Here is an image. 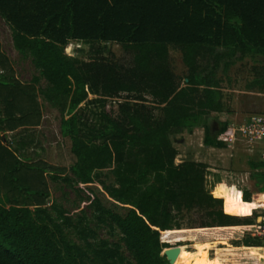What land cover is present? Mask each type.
I'll return each mask as SVG.
<instances>
[{"label": "trees", "instance_id": "1", "mask_svg": "<svg viewBox=\"0 0 264 264\" xmlns=\"http://www.w3.org/2000/svg\"><path fill=\"white\" fill-rule=\"evenodd\" d=\"M0 16L39 71L24 84L0 52V264H170L163 251L175 246L173 264H207L212 237L237 234L247 247L263 246L239 228L255 223L258 214L244 215L258 203L235 187L219 191L225 204L209 194L206 166L176 164L172 135L202 127L206 145H222L216 136L225 127L211 128L210 119L227 110L231 69L264 57V0H0ZM72 41L90 43V51L67 53ZM171 48L181 52L184 87ZM253 70L247 88L264 92V67ZM37 93L62 108L75 160L64 179L90 213L47 205L46 164L27 153L35 142L29 127L41 119ZM109 98L125 101L113 112ZM85 101L95 105L88 113L79 108ZM18 128L10 147L2 132Z\"/></svg>", "mask_w": 264, "mask_h": 264}, {"label": "rangeland", "instance_id": "2", "mask_svg": "<svg viewBox=\"0 0 264 264\" xmlns=\"http://www.w3.org/2000/svg\"><path fill=\"white\" fill-rule=\"evenodd\" d=\"M108 50L114 53L117 57L124 55L123 48L120 44L108 43ZM91 44L86 42H70L66 51L69 54L81 56L82 50L90 51ZM0 52L4 54L10 61L13 73L21 82L29 84L32 82L35 76L39 75V71L35 68L31 58H24L14 47L12 31L9 24L0 16ZM108 55V54H107ZM170 65L177 76L181 78V86L184 87L187 84V78H182L187 75L186 67L182 61L181 52L176 48L170 50ZM254 67H264V57L247 56L231 69L229 75L230 80L227 78L224 81V92H225V108L227 110L222 113L213 114L210 119V127L213 129L225 127L227 129L223 134L226 138V145L231 142V154L235 153L237 156L241 154H250L247 152L257 148L260 144L252 143L253 139L247 137L241 131L243 126L250 120V115L254 113L264 114V92L260 93L258 89L248 90L247 84L254 77ZM46 82L42 81L38 86H45ZM38 101L41 111L40 124L36 127L31 126L30 132L35 135V142L28 149V155L32 162H44L46 164V182L47 188L50 192V197L47 200L48 207L54 202L63 204L71 212L79 213L83 209L87 213H90L87 207V202L82 199L84 195L77 193L76 190L72 189L65 181V177H71L70 167L74 163V157L71 154V144L68 137L63 136L61 132V120H62V108L53 107L44 96L38 94ZM96 98L94 95L88 97L89 100ZM107 103V110L113 112L117 110L118 101H125L124 99L109 98ZM150 105H154L149 103ZM95 105H87L86 101L81 103L79 106L80 111L88 113L90 108ZM160 111H156L159 114ZM65 117L67 118V107L65 109ZM200 128V127H199ZM202 128V127H201ZM23 128H18L14 131L2 132V136L5 137L6 144L10 147L16 145L19 140L20 133ZM203 131V130H201ZM195 133V132H194ZM190 134L187 130L183 133L172 135V141L174 146L177 148V156L175 163L181 160L197 159V153L204 155L206 153L203 146L197 145L191 140ZM230 135H234V140L229 139ZM223 136V137H224ZM248 141H252L251 143ZM252 145V146H248ZM244 147V151L241 148ZM203 148V149H202ZM228 150H220L216 152L217 156L227 157ZM252 152V151H251ZM257 152V151H256ZM255 152V153H256ZM251 154L252 156L255 155ZM196 155V157H195ZM230 159V157L228 156ZM233 158V157H231ZM242 162L244 157L240 156L238 159H233L235 166L240 169L242 168ZM55 168V169H54ZM54 173L60 177L56 180L50 177V174ZM81 195V196H79ZM259 203H264V194L254 195ZM85 198V197H84ZM224 205V204H223ZM262 213L264 211H261ZM259 212V213H261ZM258 213V214H259ZM187 230L179 231L185 232ZM240 232L246 237L251 236V229L248 227H241ZM230 241V244H222L223 240L219 238H210L209 243L212 250L210 256L216 258L221 264H264V250H259L258 247H247L243 243L242 237H238L235 234L234 238L224 239ZM193 244V243H192ZM191 245V244H190ZM247 248V249H246ZM250 248V249H249ZM193 249V247H190ZM249 249V250H248ZM209 248L206 249L208 251ZM254 252L257 254H254Z\"/></svg>", "mask_w": 264, "mask_h": 264}, {"label": "crops", "instance_id": "3", "mask_svg": "<svg viewBox=\"0 0 264 264\" xmlns=\"http://www.w3.org/2000/svg\"><path fill=\"white\" fill-rule=\"evenodd\" d=\"M226 130L227 129L219 133L218 137L216 136L217 138L216 140L221 142L222 145L213 146V145H206L204 143V139H205L204 128L201 127L194 128L192 132H189L190 134H192L190 135L191 140L195 142L197 145L203 146L204 149L203 148L202 149L205 150L206 153L204 155H202V153L201 154L197 153V157H198L197 159L181 160L179 164L185 161H195V162L203 163L206 166L205 189L209 194L218 198H222L225 204V198L223 197L224 194L222 195V193L219 192L220 190L235 187L238 191L241 192L242 199H243L244 191H247L250 194L251 201L254 200L258 203L257 204L258 208L254 209L251 214L244 216H251L253 214H258L259 212L264 211V203L262 204L259 203L254 197V195L259 196L264 194V166H258L256 164L264 162V139L261 140L260 143H258L260 145L257 148L255 147L253 152L247 149V152L250 154L245 153L243 149L244 147H242L241 150H243L245 154H241L237 156L235 153L231 154L232 151L229 152V148L230 149L232 148L231 142H228V144L226 145V138L223 134ZM231 136L232 135L229 136V139L231 138ZM220 150H223V153L224 151L228 150L227 157L224 156L225 154L221 156H217L215 154L216 152H220ZM254 153L255 155L252 156L251 154ZM228 156L230 157V159L228 158ZM240 156L244 157V162H242V168L238 169L235 166V163H233V159L236 160ZM251 201H246V202H251ZM223 210L225 213H227L224 209V205H223ZM261 214H264V212L263 213L261 212L258 215L260 216ZM231 215H235V214H231ZM237 216H242V215H237ZM196 243H203V242H196ZM193 244L191 245L187 244L186 246H192ZM212 248H209V250L206 252L207 264H209L208 261L210 260L211 257L210 251L212 250ZM259 250L262 249L259 248ZM254 254L256 253L254 252Z\"/></svg>", "mask_w": 264, "mask_h": 264}, {"label": "built area", "instance_id": "4", "mask_svg": "<svg viewBox=\"0 0 264 264\" xmlns=\"http://www.w3.org/2000/svg\"><path fill=\"white\" fill-rule=\"evenodd\" d=\"M250 120L241 128L243 134L247 137H251L253 139L252 143H260L261 140L264 139V114L263 113H254L250 115ZM235 136H231V141L234 140ZM249 147L252 145H248ZM251 151L253 152L252 148ZM248 228L251 229V236L260 238L263 241V246L258 247L264 250V214H261L254 224L249 226ZM253 248V247H250Z\"/></svg>", "mask_w": 264, "mask_h": 264}, {"label": "water", "instance_id": "5", "mask_svg": "<svg viewBox=\"0 0 264 264\" xmlns=\"http://www.w3.org/2000/svg\"><path fill=\"white\" fill-rule=\"evenodd\" d=\"M180 247L181 246H175L164 249L163 254L167 257L170 264H173L176 260L178 254L180 253Z\"/></svg>", "mask_w": 264, "mask_h": 264}]
</instances>
